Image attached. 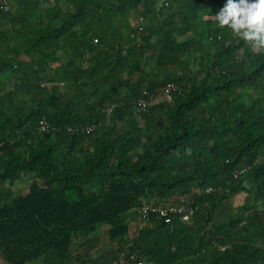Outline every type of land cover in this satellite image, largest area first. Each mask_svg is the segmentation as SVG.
Instances as JSON below:
<instances>
[{"label":"trees","instance_id":"obj_1","mask_svg":"<svg viewBox=\"0 0 264 264\" xmlns=\"http://www.w3.org/2000/svg\"><path fill=\"white\" fill-rule=\"evenodd\" d=\"M10 3L0 260L264 264V49L218 26L223 0ZM141 98L155 101L138 116ZM25 176L29 192L15 194ZM173 197L195 209L191 222L139 212Z\"/></svg>","mask_w":264,"mask_h":264},{"label":"clouds","instance_id":"obj_2","mask_svg":"<svg viewBox=\"0 0 264 264\" xmlns=\"http://www.w3.org/2000/svg\"><path fill=\"white\" fill-rule=\"evenodd\" d=\"M215 17L219 27L227 26L254 49H264V0H223Z\"/></svg>","mask_w":264,"mask_h":264},{"label":"built area","instance_id":"obj_3","mask_svg":"<svg viewBox=\"0 0 264 264\" xmlns=\"http://www.w3.org/2000/svg\"><path fill=\"white\" fill-rule=\"evenodd\" d=\"M44 2L50 3L52 5L55 4L56 0H42ZM11 10L10 0H0V13H8ZM141 23L140 30L143 29L144 19L140 18L139 21ZM176 88L173 84H170L166 87L165 92L160 97L163 101L172 102L173 100V90ZM155 100L152 98L150 100L139 99L133 105V110L135 115H141L145 113L150 108L151 104ZM48 126L45 123H42V130L46 131ZM207 192H211V189H208ZM140 214L143 218H149L151 214L156 215L158 218L165 220L166 223H170L173 216H178L182 219V221L189 223L191 222L193 215L195 213V209L190 208L186 205L185 201L181 202H170L167 204H157L155 201L153 202H144L142 207L140 208ZM133 260L132 264H145L144 262H138L134 257L131 258Z\"/></svg>","mask_w":264,"mask_h":264},{"label":"rangeland","instance_id":"obj_4","mask_svg":"<svg viewBox=\"0 0 264 264\" xmlns=\"http://www.w3.org/2000/svg\"><path fill=\"white\" fill-rule=\"evenodd\" d=\"M134 22H136V20ZM32 182H33V177L32 176L22 177L20 180H18L12 186V190L14 191L15 194H26V193L29 192V188H30ZM245 198H246V194L241 193L239 195L233 196L230 199V203L233 206L243 205V203L245 202ZM181 200L184 201L186 199H185V197L184 198L183 197H178L177 202H180ZM109 228H110L109 226L103 227L97 233V235L101 237L102 242H103L102 243L103 245H106L109 242V236H108V230H109ZM132 229L133 230L136 229L135 225H133ZM0 264H6V263L3 260H0Z\"/></svg>","mask_w":264,"mask_h":264},{"label":"crops","instance_id":"obj_5","mask_svg":"<svg viewBox=\"0 0 264 264\" xmlns=\"http://www.w3.org/2000/svg\"><path fill=\"white\" fill-rule=\"evenodd\" d=\"M177 200H178V197H173V198H171V201H174V202L176 201V202H177ZM181 201H183V200H181ZM181 201H180V202H181Z\"/></svg>","mask_w":264,"mask_h":264}]
</instances>
